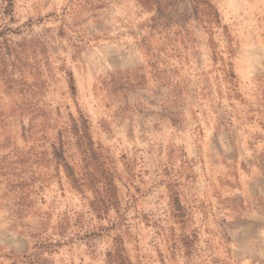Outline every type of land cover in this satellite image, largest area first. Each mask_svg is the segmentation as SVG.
I'll list each match as a JSON object with an SVG mask.
<instances>
[{"label": "rangeland", "instance_id": "1", "mask_svg": "<svg viewBox=\"0 0 264 264\" xmlns=\"http://www.w3.org/2000/svg\"><path fill=\"white\" fill-rule=\"evenodd\" d=\"M0 264H264V0H0Z\"/></svg>", "mask_w": 264, "mask_h": 264}]
</instances>
